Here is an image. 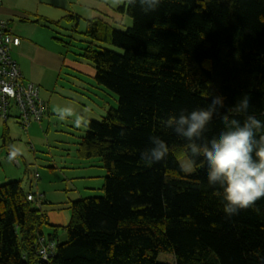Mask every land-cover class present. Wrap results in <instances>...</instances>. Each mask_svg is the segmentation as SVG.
<instances>
[{
	"label": "trees",
	"instance_id": "16d2710c",
	"mask_svg": "<svg viewBox=\"0 0 264 264\" xmlns=\"http://www.w3.org/2000/svg\"><path fill=\"white\" fill-rule=\"evenodd\" d=\"M116 10L130 16V26L113 28L91 18L79 32V16L69 13L64 18L72 20L71 34L60 39L77 46L75 55L93 68L96 83L117 95V107H109L100 122L90 119L78 142L82 157H100L107 173L103 194L71 201L68 223L60 226L42 210L45 199L25 190L20 179L0 183V264H260L264 198L227 217L206 165L197 159L184 173L179 159L190 163L188 142L162 121L206 107L217 96L227 114L246 96L247 115L264 123V0H161L147 13L138 0L134 6L124 0ZM72 32L85 39L74 45ZM44 105L41 120L31 118L26 128L13 103L3 121L13 117L27 130L51 114ZM222 129L214 116L204 137ZM152 135L169 152L149 165L140 153ZM60 228L67 233L63 242L57 240ZM41 238L55 242L46 260ZM161 252L173 261L158 262Z\"/></svg>",
	"mask_w": 264,
	"mask_h": 264
},
{
	"label": "rangeland",
	"instance_id": "374dc122",
	"mask_svg": "<svg viewBox=\"0 0 264 264\" xmlns=\"http://www.w3.org/2000/svg\"><path fill=\"white\" fill-rule=\"evenodd\" d=\"M103 13L109 16L107 21L111 27H125L132 23L127 14H118V17L116 9L110 14L109 8L104 7ZM89 18V15H82V21L77 28L79 32H84L85 21ZM127 21L129 23H126ZM70 24L62 22V27L70 28ZM72 34L75 36L72 42L74 45L85 39L81 34ZM102 46L117 53L122 52L109 43H103ZM76 47L71 46V49H68L69 55L78 53ZM63 72L69 75L61 74L60 95L54 94L55 100H52V103L47 99V103L52 105L51 114H46L40 124L32 123L27 130H23L13 117H9L5 122L0 117V182L10 178L20 179L25 190H32L41 196V199H45L41 204L42 210L48 215L50 223L60 226L68 223V207L71 201L80 197H99L103 194L101 187L107 174L101 166L100 157L87 158L79 154L78 142L86 127L77 128L74 120L79 116L87 122L90 119L100 122L106 110L109 107L116 108L118 103L114 92L99 86L85 71ZM63 79L67 83H63ZM58 108H71L73 116L60 120L56 114ZM3 140L7 146L15 144L21 149V155L14 162L8 161V149L3 145ZM179 163L184 173L193 171L186 157L179 159ZM50 230L48 225L43 227L45 234ZM66 237V230L60 228L58 242H63ZM157 261L171 263L173 256L161 252L157 255Z\"/></svg>",
	"mask_w": 264,
	"mask_h": 264
},
{
	"label": "clouds",
	"instance_id": "9594fccd",
	"mask_svg": "<svg viewBox=\"0 0 264 264\" xmlns=\"http://www.w3.org/2000/svg\"><path fill=\"white\" fill-rule=\"evenodd\" d=\"M142 10L155 11L161 0H138ZM134 6L137 0H127ZM222 97H213L206 107L181 111L162 124L188 143L190 165L201 159L206 165V175L210 186L218 187L223 198V211L227 217L239 214L241 210L254 208L257 201L264 198V123L254 115H247L249 100L245 96L227 114H222ZM60 120L73 116L71 108H58ZM244 115L243 122L236 116ZM214 116L223 124V129L213 138L204 137L208 124ZM87 121L79 116L74 120L77 128L87 126ZM124 133L122 132L121 135ZM150 146L140 153L146 164L159 163L169 152L167 143L159 136L149 137ZM21 155V149L10 145L7 159L14 162ZM264 264V257L260 258Z\"/></svg>",
	"mask_w": 264,
	"mask_h": 264
},
{
	"label": "crops",
	"instance_id": "0c3cea01",
	"mask_svg": "<svg viewBox=\"0 0 264 264\" xmlns=\"http://www.w3.org/2000/svg\"><path fill=\"white\" fill-rule=\"evenodd\" d=\"M123 1L0 0V18L7 20L11 32L20 38L19 45L11 47V56L17 62L23 80L38 86L39 96L48 107V113L52 105L47 103V99L52 103V100H55L53 95H60L61 74L69 75L63 71H85L90 77L94 75V70L86 61L73 52L69 55L68 49H71L72 45L69 44V47L61 42L60 39L67 40V36L71 34L68 28L62 27V22L72 24V20H67L64 16L69 13L78 15V25L82 21V15L108 22L109 16L103 13V8H109V13L112 14ZM130 25H114L113 28L124 29ZM63 83L67 82L64 80ZM11 179L13 178L0 183Z\"/></svg>",
	"mask_w": 264,
	"mask_h": 264
},
{
	"label": "built area",
	"instance_id": "2783aa9c",
	"mask_svg": "<svg viewBox=\"0 0 264 264\" xmlns=\"http://www.w3.org/2000/svg\"><path fill=\"white\" fill-rule=\"evenodd\" d=\"M19 43L20 38L11 32L8 21L0 18V117H5L13 103L23 123L22 127L26 128L31 118L38 122L41 120L45 105L39 96L38 86L30 82L23 83L19 66L11 56V47ZM40 240L39 253L46 260L53 255L55 242L44 238Z\"/></svg>",
	"mask_w": 264,
	"mask_h": 264
}]
</instances>
